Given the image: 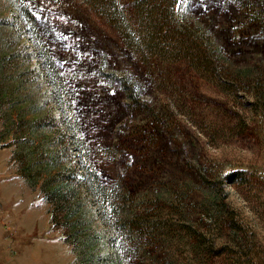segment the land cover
<instances>
[{"label":"rangeland","instance_id":"1","mask_svg":"<svg viewBox=\"0 0 264 264\" xmlns=\"http://www.w3.org/2000/svg\"><path fill=\"white\" fill-rule=\"evenodd\" d=\"M184 4L211 74L94 0H0V264H264V0Z\"/></svg>","mask_w":264,"mask_h":264},{"label":"trees","instance_id":"2","mask_svg":"<svg viewBox=\"0 0 264 264\" xmlns=\"http://www.w3.org/2000/svg\"><path fill=\"white\" fill-rule=\"evenodd\" d=\"M235 1L245 5L249 4L252 0ZM94 2L97 8L100 9L102 15H104L112 25L118 24L121 30L124 28L129 39L135 41L140 46V49H142V45L150 44L159 46L161 39H163V42L167 40L166 42L169 44L172 53L175 51L180 54L184 53L182 51L184 50L191 59L197 61L198 64H193L197 71L200 69L202 73L206 71V73L211 74V70L215 69L213 66L214 63L212 64V62H210L212 57L208 56L206 50H204L205 48H202V45L198 46L196 43L197 41H202L204 43V35L197 26H194L190 20V22L188 21L189 18L187 19L186 17V12H188V10L186 4H184V0H182L179 8L177 7V0H94ZM249 11L252 13L250 14V21L256 23L257 15L255 14V10L251 8ZM27 16L30 22H32L36 33H39L40 30L36 18L30 15ZM46 57L48 58L47 61L45 60L46 63L53 64L50 56L46 55ZM241 80L243 81V79ZM235 175H237V173H235ZM111 189L115 196L120 195L119 192H115L113 187ZM98 193L102 204H109L111 207H107L106 210H110L111 213H114L115 207H112V205L115 204L110 200L101 186ZM123 201H125V199H123ZM225 207L226 205L224 203L219 202L218 212L220 211L223 214L220 223H222L224 215H227L231 221V229H236L237 225H234L233 216ZM106 210H102L101 214L103 216L105 213H108ZM102 219H104V221L107 220L105 217ZM126 221L127 227L136 228L140 233L144 234L145 225L147 223L144 221V217L140 219L138 217L136 219L132 218V220L128 219ZM124 225L125 224L121 227ZM117 229L121 230L120 228ZM111 231L112 229L110 228V232ZM196 236H198L196 239L197 245L199 248H202L207 242V235L203 232H197ZM257 251L258 250H255L254 247L248 246L245 249V252L248 254L247 258L249 257L251 261L254 255L258 253ZM204 263L208 264L210 261H204Z\"/></svg>","mask_w":264,"mask_h":264},{"label":"snow or ice","instance_id":"3","mask_svg":"<svg viewBox=\"0 0 264 264\" xmlns=\"http://www.w3.org/2000/svg\"><path fill=\"white\" fill-rule=\"evenodd\" d=\"M182 3V0H177V7L179 8Z\"/></svg>","mask_w":264,"mask_h":264}]
</instances>
